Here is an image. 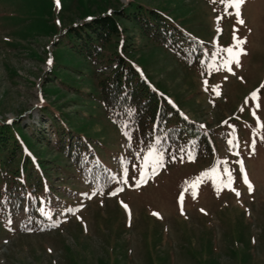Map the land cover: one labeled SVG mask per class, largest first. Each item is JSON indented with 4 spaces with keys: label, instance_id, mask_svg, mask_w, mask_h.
I'll use <instances>...</instances> for the list:
<instances>
[{
    "label": "rangeland",
    "instance_id": "obj_1",
    "mask_svg": "<svg viewBox=\"0 0 264 264\" xmlns=\"http://www.w3.org/2000/svg\"><path fill=\"white\" fill-rule=\"evenodd\" d=\"M121 4L125 13L156 9L206 42L201 64L188 66L141 36L132 21L115 12ZM230 4L0 0V122L18 124L20 136L33 140L35 156L58 157L68 166L62 171L47 161L53 186H60L52 188L54 201L46 203L47 214L56 207L51 225L30 232L26 217L14 215L8 231H0V264H264V0H245L239 17ZM104 12L126 29L112 53L133 60L151 85L173 98L186 117L200 122L214 153L192 159L155 143L142 150L128 147L96 100V75L104 63L64 52L54 43L57 28ZM234 32L246 39L239 64L227 51L235 43ZM61 128L65 143L72 145L71 158L80 154L81 144L93 153L89 159L118 174L115 195L95 189L91 165L79 163L78 170L77 164L69 166L58 151ZM59 174L70 178L57 179ZM144 178L147 182L137 186ZM197 180L198 188L185 191L186 181Z\"/></svg>",
    "mask_w": 264,
    "mask_h": 264
},
{
    "label": "trees",
    "instance_id": "obj_2",
    "mask_svg": "<svg viewBox=\"0 0 264 264\" xmlns=\"http://www.w3.org/2000/svg\"><path fill=\"white\" fill-rule=\"evenodd\" d=\"M115 12L132 21L145 39L165 46L186 65L201 64L207 43L190 36L156 9L125 13L121 6ZM121 30L126 29L120 27L118 18L104 12L94 15L89 22H72L61 31L57 28L54 43L61 44L64 52L81 55L92 63L97 59L104 63L102 69L108 71L101 69L96 75L99 100L106 116L130 134L134 144L167 142V148L174 155L195 154L201 158L210 155V141L202 126L188 120L170 105L166 95L151 88L138 75L130 58L112 53V45L118 42ZM61 129L58 151L68 158L71 147L69 142L65 143L64 129ZM20 131L19 125L0 122V231L5 228L8 216L18 212L26 217L28 229L44 227L46 216L42 203L48 202L47 193L54 188L46 163L53 161L62 171L68 168L58 157L33 161L28 153L33 140L23 136L22 145ZM102 168L96 165L92 174L97 189L106 192L114 179L109 171L102 175ZM45 183H49V189L44 187Z\"/></svg>",
    "mask_w": 264,
    "mask_h": 264
},
{
    "label": "snow or ice",
    "instance_id": "obj_3",
    "mask_svg": "<svg viewBox=\"0 0 264 264\" xmlns=\"http://www.w3.org/2000/svg\"><path fill=\"white\" fill-rule=\"evenodd\" d=\"M245 2V0H231V4H230V6H234L235 7V14L239 17L240 16V6L243 4ZM56 3H57V5L59 4V0H56ZM239 23H241V24H243L244 23V21L242 20V19H240L239 20ZM233 39H234V41H235V43L229 48V49H227V51H229L230 53H232L233 54V61L236 63V64H239V57H240V55H242V54H246V51H245V49H244V47H243V45L246 43V39H240L239 37H237L236 35H235V32H234V35H233ZM49 63H51V60H49ZM228 70L229 71H231V67H230V65L228 66ZM261 88H264V84H262L261 86H260ZM214 91H215V89H214ZM257 92H258V90H257ZM257 92H254V93H252L251 95L253 96V97H255L256 95H257ZM216 94H219V92L218 91H216ZM10 122V121H9ZM230 143H231V141H230ZM252 150L254 151L255 150V141H253V143H252ZM192 159H194V157H191ZM241 163H242V161H241ZM162 166V164L161 163H158L157 164V168H159V167H161ZM155 171V170H154ZM243 177H244V182L245 183H247L248 185H249V190L251 191L252 189H251V182H250V180H248V177H247V173L246 172H244L243 173ZM147 182V180H146V178H144V179H142V180H139V181H137V186H139L141 183H146ZM201 181L200 180H197V181H192V182H185V184H186V187H185V191H187L188 190V188H192V189H196V188H198V185H199V183H200ZM123 189H121V191H122ZM116 193H112V195H115ZM193 197H195V195H196V192L195 191H193ZM237 195H239L240 193L239 192H237L236 193ZM84 195H88L87 193H85ZM93 195H95V193H93ZM90 198V197H89ZM180 203H181V205L183 204V194H181V196H180ZM125 207H127L126 205H125ZM70 211H71V209H70ZM201 211H203V210H201Z\"/></svg>",
    "mask_w": 264,
    "mask_h": 264
}]
</instances>
